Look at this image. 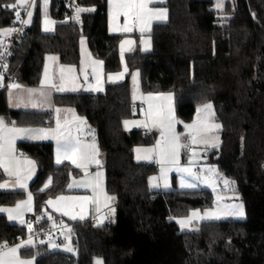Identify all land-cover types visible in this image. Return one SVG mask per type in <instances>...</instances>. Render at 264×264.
I'll return each mask as SVG.
<instances>
[{
    "label": "trees",
    "instance_id": "16d2710c",
    "mask_svg": "<svg viewBox=\"0 0 264 264\" xmlns=\"http://www.w3.org/2000/svg\"><path fill=\"white\" fill-rule=\"evenodd\" d=\"M16 2L0 0V30L16 22L17 8L5 7ZM213 5V0H167L168 20L153 26L151 51L126 55L129 74L122 82L107 85L100 94L54 95L55 106L75 109L96 132L105 156L106 190L116 197L114 225L75 221V255L51 251L44 241L23 250L24 256H35L37 264H94L96 258L104 264H264V0H230L222 12ZM75 6L95 11L80 13L81 23L76 14L65 21L54 3L58 23L52 33L43 32L39 16L35 18L8 65L15 83L38 86L50 53L64 64L78 65L83 37L107 72L122 70L119 46L124 35L109 32L107 0H75ZM134 70L141 73L144 92L174 95L181 121L193 120L198 106L214 104L222 143L209 152L208 160L216 155L219 169L234 180L245 219L204 221L197 230L181 229L178 220L193 210L214 207L215 195L209 189L150 187L157 167L138 162L134 152L137 146L152 145L156 135L124 127L136 114L130 81ZM0 116L21 126L53 123L50 112L11 110L6 90L0 94ZM19 148L38 163L29 188L35 203L29 221L34 228L51 226L47 216L39 222L46 201L69 194L72 176L82 172L71 163L56 165L53 143L22 142ZM5 177L0 169V183ZM49 177L51 185L44 188ZM26 194L0 190V206L14 205ZM29 232V226L13 224L0 214V244H16Z\"/></svg>",
    "mask_w": 264,
    "mask_h": 264
},
{
    "label": "snow or ice",
    "instance_id": "6c2138e0",
    "mask_svg": "<svg viewBox=\"0 0 264 264\" xmlns=\"http://www.w3.org/2000/svg\"><path fill=\"white\" fill-rule=\"evenodd\" d=\"M160 3H163V0H159ZM153 3V0H108L109 5V24L111 31H122V32H131L134 28L139 29L141 36L146 32L151 31V25L153 20H166L167 19V9L166 8H150L149 4ZM18 4L21 6L27 5L28 7H35V0H18ZM48 5V0H43V7L46 9ZM218 7H222V3L218 0ZM7 8H15L16 5H6ZM95 11L94 8H76L75 19L77 21L80 20V13L82 12H92ZM33 12L28 11L27 16L28 20L25 23H30ZM120 16L124 17V24L121 26L117 21ZM17 20L20 19V12L16 13ZM49 23H53L47 18L45 19L46 28L45 30H49L47 25ZM10 31H15V29H5L0 30V34L7 33ZM145 45H149V40L141 41ZM83 44V40L81 42ZM123 43L131 44L133 43L131 40L124 41ZM83 55V50H82ZM51 61L58 60V57L50 56L47 58ZM102 61H92L93 65L102 64ZM81 64H84L82 59ZM7 66H5L6 68ZM75 68L72 66H61L60 68V80L61 83L59 85L52 83L51 78L48 76V65H45V80L41 81V87L39 89H22V86L16 83H12L7 85L9 89V97H12L13 89H22L23 92L27 93V98L24 96L17 97L16 106L19 107L21 105L27 106L31 104L32 107H37L48 100V96L50 93H46L44 90V85L48 83L51 87L56 88L58 91H75L77 86L75 85V81L78 79L75 75L70 77L73 82V86L71 88H67L65 86V73H75ZM81 71H84L83 67ZM93 72H96V69L93 68ZM135 80V75H134ZM111 80L112 77L110 76ZM85 80H87V75H85ZM97 85H99V78L97 77ZM3 75L0 74V87H3ZM89 87H93L89 85ZM96 90H102V86H98ZM136 98L135 95L133 97ZM148 102V111L144 113L146 119L150 120L153 126L158 125L161 128V139L157 141L156 145L152 149H136L137 159H151L152 153H157L159 159L157 163L160 164L161 175L165 180V187L167 184V173L172 170H176L179 172L187 173L194 180L201 179L195 172H193L191 167L181 168L180 164V154L181 150H191L192 146L197 143L209 144L213 137L209 135L214 128H219L220 125L210 124L208 123V115L211 114L212 105L206 104L203 108L197 109V118L191 124H184L185 133H178L176 130V126L181 121L177 120L174 114V109L172 107V95L168 94L166 97L167 104L166 105H153L152 101L156 99L152 95H149L145 98ZM57 118H56V128H38V129H21L15 127V122H12V126H8L5 123L4 118L0 117V168H3L4 171L9 176L15 177V184L18 185L22 189L27 188V180L31 178L32 173L35 169V162L28 159L27 157H23V154H20L18 157L15 152V141L18 138H31V139H53L56 141V153H57V163H62L63 160H70L72 164H74L77 168L83 169L85 171V179L76 182V186L90 188L93 193V197H80L83 201H91L93 198L96 199L97 202L103 200L105 203L109 200H114L115 197H110L106 194L103 188V172L97 171L94 175H89L87 169L90 164L95 163L97 168L101 166V162L96 158L99 155L97 146L93 143L91 145H84L81 143L79 135L73 134V127H75L76 132L80 131V124L86 123V121L82 120L79 117H74V120L79 121V124H73L71 121L65 120L64 123H61L59 113L61 109L57 108L56 110ZM71 111V110H67ZM201 112H204L205 115L202 118ZM130 121H125V125L127 126ZM147 126V125H145ZM186 140L187 142H183ZM215 139H218L215 138ZM216 144H212V147H215ZM144 152L145 155L141 156L140 153ZM193 157L197 154L195 151H192ZM167 166V167H166ZM207 173L211 175H206L203 177V180L206 184L213 188L215 191V184L217 180L215 179V174L217 170L214 167L208 168L205 170ZM156 178H150V182L155 180ZM229 181L224 180V184L227 185ZM5 184H0V188L5 187ZM158 186V185H153ZM194 183H185L184 180L181 181V187H195ZM48 185H45L47 188ZM69 187H73V185H69ZM43 191V189H41ZM32 194L28 193L27 201H22L16 205L15 209L8 208H0V212H7L9 219H16L23 215L22 207H26L27 210H32ZM68 199L66 197L60 196L57 197V201ZM223 199L222 197H217V200ZM56 202L49 200L47 204L53 205L55 208ZM57 211H61L59 208H55ZM224 214L226 215H239L243 216V205L242 204H232V205H224L223 206ZM114 211V210H113ZM221 207L218 204L216 211H205L201 216L199 210H194L191 213V218L198 219H216L219 218L221 214ZM15 213V215H14ZM65 215L69 213L64 212ZM49 219L52 217L49 216ZM73 219L76 217L73 216ZM83 219V216L80 217ZM178 223L183 227L187 221L179 220ZM29 231H31V225H29ZM71 231V230H69ZM43 242V241H42ZM28 245L32 244L31 238L26 242ZM25 246V242H22L20 245L9 248L7 242L0 244V264H33L32 260L21 259L19 256V249ZM71 251V248L68 249ZM96 264H102V261L97 260Z\"/></svg>",
    "mask_w": 264,
    "mask_h": 264
},
{
    "label": "crops",
    "instance_id": "0c3cea01",
    "mask_svg": "<svg viewBox=\"0 0 264 264\" xmlns=\"http://www.w3.org/2000/svg\"><path fill=\"white\" fill-rule=\"evenodd\" d=\"M48 1H50L48 3H50V5H51L50 7H51V14H52V6L57 0H48ZM166 3H167V0H163V3H160L159 0H153V3L149 4V7L150 8H167ZM42 6H43V0H39L35 3V7L32 8L33 15L31 18V22L29 23L30 26H32V24L34 23L35 18L37 16H39L40 25H41ZM25 7H27V5L26 6L25 5L24 6H18L17 10L19 11L20 9L25 8ZM168 16H169V12H168V8H167V19H168ZM107 18H108L109 32L112 34H123L124 35L122 41L120 42V46H119L120 58H121V62H122V70L121 71H119V72H107L105 69L104 61L92 54V52L89 48V45H88V39L86 41L85 39L82 38L81 42L83 40V44L80 42L81 58H80V63L78 65L64 64L60 61V57L57 54L50 53V54H47L45 56L44 68H43L42 77H41V81L45 80V65L47 64L48 65V76L51 78V82L59 85L61 83V80H60V75H61L60 68H61V66H72L75 68L76 71H75V73H72V74L65 73L64 83H65V86L67 88H71L73 86V82L71 81L70 77L72 75H75L76 77H78V79L74 82L75 85L77 86V89L75 91L67 90V91L61 92V91H58L56 88L51 87L48 83H46L44 85V90L46 93H50V95L48 96V100L46 102H44L43 104H41L37 107H32L31 104H28L27 106L21 105V106L17 107L16 106L17 97L24 96L25 98H27V93L23 92L22 89H39L41 87V81H40V84L38 86H23V85H21L22 89H13L11 99L9 97V89L6 86V99H7L8 106L11 110L28 111V112H34V113H48V112L53 113V123L52 124H46L44 126H21V125H17L15 123V127H17V128H21V129H38V128L55 129L56 128V118H57V113L55 110L57 108L61 109V112L59 113V117H60L62 124L64 123L65 120L71 121L73 124H79V121L74 120V117H79L82 120L86 121V123L79 125L80 131L78 133L76 132L75 127H73V134L79 135L82 144L91 145L94 143L97 146L99 155L96 158H98V157L102 158L104 161V167L101 170V172H103V188H104V191L106 192V194L111 197V194L106 190V186H105V156H104V153L98 144L95 130L89 125L87 119H85L84 116L82 117V115H79L78 113H76L75 109L69 108V107L55 106L54 99H53L54 95L56 93L100 94V93H103L105 91L107 85L122 82L126 78V76L129 74V69H128V66L126 64V55L128 53H131V52L138 50V49L140 51H144V52L150 51L148 49L152 48L151 43L149 45H145L141 41H142V39L143 40H149L148 38L151 37V32H152L153 26L156 23L161 22L160 20H153L152 25H151V31L146 32L143 35V37L141 36V33L139 32L138 27L134 28L133 31H131V32L111 31L110 30V24H109L108 0H107ZM166 20H163V21L165 22ZM117 22L121 26H123L124 17L120 16ZM57 23H56V25H57ZM56 25H55V28H56ZM41 28H42L43 32L47 33L43 29L42 25H41ZM54 31H55V29L53 30V32ZM2 34H5V33H2ZM151 39H152V37H151ZM128 40H131L133 43H131V44L123 43V46H122V42L128 41ZM82 50H83V55H82ZM50 56L58 57V60H56V61L48 60L47 58ZM82 59L84 61L83 65L81 64ZM92 61H102L103 63L99 64V65H93ZM82 67H83L84 71H81ZM93 68L96 69L95 73L93 72ZM85 75H87V80H85ZM134 75H135V80L133 78ZM110 76L112 77L111 80L109 79ZM97 77L99 78V85H97ZM130 81H131V87H132V102L136 106V112L139 114V116L144 115V113L148 111V102L145 99L146 97H148L149 95L156 97V99H154L152 101L154 106L155 105H166L167 104L166 97L168 96V94H171L172 95V107L174 109L175 117L177 120L181 121L176 114L175 98H174V95L172 93H146V92H144L143 89L141 88V73L139 70H134L130 73ZM12 83H15V82H8L7 85L12 84ZM16 84H18V83H16ZM89 85H92L93 87L90 88ZM98 86H102V90H96V88ZM134 95L136 97L135 99L133 98ZM137 107H139V108H137ZM67 110H71V111H67ZM196 114H197V112H196ZM0 117H3V116H0ZM141 119L143 120V124H142L141 129H145L146 132H150L152 134L154 133L156 135V139L152 145H148L145 147L137 146L135 148V152H134L135 153V159L138 162L153 163L154 161L159 159L157 153H155V152L152 153L151 159H139L138 160L136 149L139 148V149L143 150V149L154 148L157 141L161 139V128L158 125L153 126L151 121L146 119V117L141 118ZM4 121L6 124H8V126H10V127L12 126V122H8L5 118H4ZM143 125H147V126L143 127ZM182 129H183V127L181 126V124H178L176 126L177 132H178V130L181 131ZM22 142H33V143L50 142V143H53V145H54V163L58 166H60L64 163H71L72 164V162L70 160H63L62 163H59V164L56 162L57 161L56 141L53 139H31V138H27V137L18 138L15 141V146H14L15 152H16L18 157L20 156V154H23L19 148V144ZM193 151H195V149ZM187 153H188V155L192 154V151L189 152L187 150ZM140 155L144 156L145 153L142 151L140 153ZM23 157H27L28 159L35 162V169L32 173V176L30 179L27 180V188L26 189L20 188L18 185L15 184V177L9 176L4 171L3 168H0L6 176L5 179L0 183V184H5L6 186L3 188H0V190L4 191V192L26 191L27 194H26L24 199L18 201L16 204L11 205V206H0V208L15 209L16 205L18 203H20L22 201H27V199H28V193H29L30 185L34 181V179L36 178V175L38 172V163L34 158H32L26 154H23ZM160 167L161 166L159 164V166L157 167V174H156V176H154L156 179L151 181L149 184H150V187L152 189H163V190H165L167 188H170V186L165 187V180L161 175ZM77 169L80 170L82 173L85 172L83 169H80V168H77ZM95 169H96L95 164L94 163L90 164L88 169H87L88 174L94 175ZM198 169H199V172H201V169L199 167H197L195 169V171L198 173V171H197ZM172 172H173V170L169 171L167 173V184L168 185L171 181L170 177L172 175ZM174 178H175V175H174ZM81 179H83V177L78 178L76 180L71 178L69 185H73V187H71V188L69 187L70 193L57 196V197L63 196V197H66L68 199L56 202L57 197H55V198H50L47 200V201L52 200V201L56 202L55 208H59V209H61V211L55 210L53 205L47 204V201H46L45 216H47V217L51 216L52 217L51 218L52 226L56 229L55 238L45 242L48 245V249L51 251H59V252L72 254V255H75L77 253L76 249L73 246V242H72V238H73L72 231H69V230H71L70 223L72 221H83V220L92 219V220H95L97 223L98 222L100 223V220L102 219V222L100 223V225H104V224H106L109 212L111 213L112 216L113 215L115 216V214H116V213L112 212V209L114 207L116 208V197H115V200H109L106 203L103 200H100L99 202H97L95 198H93L91 201H87V202L83 201L81 199H78L80 197H85V196L93 197V193H92V190L90 188H84V187L76 186V182H79ZM47 180H46V184L49 187L51 185L52 180L49 178ZM154 184L158 185V186H153ZM174 187H176V186L171 187V189ZM44 188H45V184H44ZM32 198H33L32 199V210L29 211V210H27L26 207H22V211H23L22 216H20L16 219H9L7 212H0V214L6 215L9 222H11L13 224H18V225H22V226L27 225V223L30 222L28 217L34 213L35 203H34L33 194H32ZM229 200H231V199H229ZM64 212H67L69 214L65 215ZM14 215H15V213H14ZM58 216L61 217V219H62L61 223H56V221H55V217H58ZM73 216H75L76 218L73 219L72 218ZM81 216H83V219L80 218ZM197 225H199V224L197 223ZM180 227L182 230L188 229L187 224H185L183 226L184 228H182V226L180 224ZM192 229H194V227L190 228V230H192ZM190 230H188V231H190ZM28 240L29 239H25L22 241V242H25V246L19 249V256L21 257V259L32 260L33 264H37L35 256H24L22 254L23 250H25V249L27 250L31 247H34L33 241H32L31 245H28L26 243ZM22 242L13 244V245L9 246V248L20 245ZM69 248H71V251L68 250ZM97 260L102 261V264H104L103 260L100 258H96L94 260V264H96Z\"/></svg>",
    "mask_w": 264,
    "mask_h": 264
},
{
    "label": "rangeland",
    "instance_id": "374dc122",
    "mask_svg": "<svg viewBox=\"0 0 264 264\" xmlns=\"http://www.w3.org/2000/svg\"><path fill=\"white\" fill-rule=\"evenodd\" d=\"M213 1H214V5H213L214 10L222 12V11H224L226 9V3L228 1H230V0H220V3H222V7H218L217 6L218 0H213ZM48 2H50V1H48ZM14 5H16L15 8H18V6H21L20 4H18V1ZM50 6H51L50 3H48L47 9H46V16H45V9H44L43 6H42V10H41V25L43 26V29L45 30V28H46V24H45V19L46 18H47V20L53 22V23H49L47 25V28L49 29L48 31L45 30L47 33L53 32V30L55 29V25L58 22V19L55 18L51 14V7ZM161 22H164V21H161ZM83 39H85L87 41L86 37H83ZM148 39H149V41L151 43V47H152V39H151V37H149ZM151 49H148V50L151 51ZM146 52H149V51H146ZM141 88H142V85H141ZM206 104H211L212 105L211 114H209L208 117H207L208 123L215 124V125H220V127L219 128H214L212 130V132L209 133V135L211 137H213L212 141L209 144L206 145L204 143H197V144L192 146L193 149H195V153L197 154L195 157H193L192 154L188 155L187 150L182 149L181 150V154H180V164H179V166L181 168L191 167L193 172H195L198 176H200L201 179L194 180L187 173H183V172H179V171L173 170V172H172L173 176L171 175V177H170L171 181H170V183L168 185V186H170V188H167L165 190H169V189H171V187L176 186V187H174L172 189H186V190L209 189V190L213 191V188L210 187L208 184H206L204 182L203 177L206 176V175H211V174L207 173L205 170L208 169V168L214 167L217 170V172L215 174V179L217 180V183L215 184V191H213V193L215 195L216 203H215L214 207L203 209V210L198 209V210H199L200 215L202 216L205 211H216L217 205L219 204L221 209H222V211H221V214H220L219 218H216V219H207V218L206 219H198V218H191V213L194 211L193 210L188 216L179 219V220H186L187 221V223H186L188 225V229L187 230H190V228H193V227H194V229H192V230H197V228H198L197 223L200 224V223H202L204 221L243 220V219L246 218V211H245L244 203L241 200V196L235 191V182H234V180H232L230 177L225 175L219 169L218 164L214 160L216 155L211 154L210 155V159L208 161H206V162L203 161L204 153H206V152H208V151H210V150H212L214 148V147H212L213 143L216 144V146H218V145H220L222 143V135H221L222 126H221V123L219 121H217V119H216L214 104L212 102H208V103H205V104H202V105L198 106V108H203V106L206 105ZM204 115H205V113L201 112V117L202 118L204 117ZM141 118H145V116L144 115L138 116L137 112H136V114L133 117H131V118L126 120V121H130L132 123H129L126 126L125 122H124L125 130L130 132V131H132L134 129L142 128L143 120ZM196 118H197V114H196L195 118L193 120H191V121H188V122L181 121L182 123H180V124L183 127V129L181 130L182 132L180 130H178V133H181V134L185 133L186 130H185L183 125L184 124H191L194 120H196ZM143 127H145V125H143ZM217 137H218V139H215ZM182 141L183 142H187L186 140H183V137H182ZM142 147H145V146H142ZM97 159L101 162V166L99 168H97L96 164L94 163L95 167H96L95 172L101 171L103 169V167H104L103 159L99 158V157ZM197 167H199L201 169V172L197 173L195 171V169ZM83 173H81L79 176H72V179L76 180V179L82 178V177H83V179H85V172H83ZM156 174H157V172L154 173L153 175H151L150 178H153L154 176H156ZM174 175H175V178H174ZM150 178H149V183H150ZM49 179H51V177H49ZM83 179H81V180H83ZM225 179L227 181H229V183L227 185L224 184V180ZM182 180H184L185 183H194L196 186L195 187H181V181ZM45 185H46V182H45ZM218 196L222 197L223 199L218 201L217 200ZM111 197H115V196L113 194H111ZM229 199H231V200H229ZM232 204H242L243 205L244 215L243 216H239V215H226V214H224L223 206L224 205H232ZM112 212L116 213V208L115 207L112 209ZM113 218L115 219L114 215H113ZM101 222H102V219L100 220V223ZM100 223L99 222L97 223L95 221V224L100 225ZM182 228H184V227H182Z\"/></svg>",
    "mask_w": 264,
    "mask_h": 264
},
{
    "label": "built area",
    "instance_id": "2783aa9c",
    "mask_svg": "<svg viewBox=\"0 0 264 264\" xmlns=\"http://www.w3.org/2000/svg\"><path fill=\"white\" fill-rule=\"evenodd\" d=\"M39 0H35V3ZM76 6L75 0H57L55 2V9L57 12L62 14V17L65 21H69L72 15L76 14ZM32 11L31 7H25L20 9V19L11 25L8 29H15V31H10L5 34H2L0 37V74L3 75V87H0V94L6 90V86L8 82H14L11 76L8 74V65L10 60L14 54V50L16 45L20 42L21 38L28 33L29 30V23H25L28 20L27 12ZM5 66H7L5 68ZM193 147L189 152L193 151ZM155 167L159 166L157 160L152 163ZM199 172V169L197 170ZM47 217L44 215L41 217L39 222L46 220ZM56 223H61V217H55ZM70 223L71 231H73V223ZM95 222V220H94ZM31 225V231L26 239L31 238L34 244V248H37L41 245L42 241H47L55 238L56 229L51 225L48 227H38L34 228L31 222L27 223V226ZM107 227H112L114 225V218L111 213H108V218L106 221ZM25 240L24 238H19L17 243L22 242ZM13 245V244H12ZM11 245H8V247Z\"/></svg>",
    "mask_w": 264,
    "mask_h": 264
},
{
    "label": "water",
    "instance_id": "95a60500",
    "mask_svg": "<svg viewBox=\"0 0 264 264\" xmlns=\"http://www.w3.org/2000/svg\"><path fill=\"white\" fill-rule=\"evenodd\" d=\"M79 22H80V21H79ZM80 23H81V22H80ZM220 146H221V144L218 145V146H216V147H214L212 150H210V151L204 153V155H203V161L206 162V161L208 160V154H209V152H211V151H213V150H218V149L220 148Z\"/></svg>",
    "mask_w": 264,
    "mask_h": 264
}]
</instances>
